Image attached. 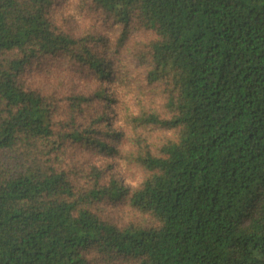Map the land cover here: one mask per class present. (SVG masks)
Here are the masks:
<instances>
[{"label":"trees","instance_id":"obj_1","mask_svg":"<svg viewBox=\"0 0 264 264\" xmlns=\"http://www.w3.org/2000/svg\"><path fill=\"white\" fill-rule=\"evenodd\" d=\"M0 264H264V0H0Z\"/></svg>","mask_w":264,"mask_h":264}]
</instances>
